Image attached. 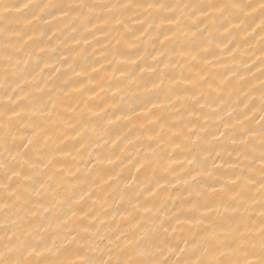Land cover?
Returning a JSON list of instances; mask_svg holds the SVG:
<instances>
[{
    "label": "bare ground",
    "instance_id": "1",
    "mask_svg": "<svg viewBox=\"0 0 264 264\" xmlns=\"http://www.w3.org/2000/svg\"><path fill=\"white\" fill-rule=\"evenodd\" d=\"M7 2L17 3L18 0H7ZM36 2H39V0H36ZM43 2L56 3L58 0H43ZM67 2L111 5L118 4L120 0H67ZM125 2L142 3L144 0H125ZM163 2L183 6L184 4L205 2L217 3L221 2V0H163ZM222 2L254 3L258 5L259 0H222ZM139 11L143 13L144 10L140 9ZM150 11L152 16H154L155 11ZM112 12L115 13L116 10L113 9ZM231 12L230 35L221 28V24L225 21H216L214 26L212 21H205L209 28L204 30V25L201 24L200 28L203 34L196 32V29L192 27L191 32L196 33L195 37L186 38L183 34H178L177 37L172 38V42H165L164 47L175 63L171 64L167 69L161 64L156 73L145 72L139 75L134 83H129L126 77L121 76L119 72L116 73L114 78L112 71L117 66H126L128 71L136 70L137 64L155 66L156 61L151 59L149 53H158L161 50V46L154 38L146 35L152 32V29L147 26L148 23L152 22V16L147 14L137 16V10L135 9L124 12V16L121 18L125 19L129 24V30L124 32L122 29L123 39H121L120 43H115L113 40L114 33L105 35L103 32L96 30L97 24L95 21L88 25L87 28L84 27L87 24L86 17L89 15L108 17L110 12L106 8H97L91 13L85 11L82 14L83 18L79 20L75 19V14L73 19L62 16H57L56 18L49 16L46 21H33L30 25L23 16L13 12L11 14L14 18L12 27H19L23 31H31L33 34L35 43L28 41L29 45H31V48L27 49L28 51L44 56V53L40 52V48H44L45 52L51 54L52 61L50 63H54L61 55L69 56V63L55 65L56 71H53L51 66L44 70L43 79L47 85L45 93H52V100L49 101L47 94L41 93L32 87L31 68L26 69L24 63L16 64L15 59H13L11 64L6 61L3 54L5 38L0 35V86L10 85L11 88H16L17 84H19L21 88L25 89V92L20 97H17L16 103H26L24 96H28L29 99L35 98L34 107L28 110L30 114L21 113L25 117L22 125V135L32 138V122H44L42 128L36 129L37 135L33 141L34 144L39 141V145L35 148L32 145L27 147L28 156L24 159L28 160L29 163L25 164L24 169L21 171L23 174L27 170L32 180L23 181V186L27 187L33 181L41 179L45 181L46 186L52 183L58 186L63 183L65 190L61 191L58 197L60 200L67 201L69 197H72L73 200H78L79 194H85V200L81 203L94 206L97 210L99 222L96 218H93L92 221H85L86 223H95L97 228L107 232L108 235H114L117 232L134 234V238L138 241L148 240L151 248V241L159 234L160 222L166 219L165 212L170 217L172 216L173 205L179 207L178 198L195 201L197 200V189L211 194V189L208 185L214 184L218 177H223L224 173L228 174L227 177H223L224 182L231 183L233 179L231 173L235 164L239 163L240 170L244 171L252 163L251 156L248 159L240 156L239 161L236 160L235 154L231 157L224 156L223 159H217L216 153L222 151V146L218 143V139L208 136L207 142H200L196 141L195 136H193L189 148L195 147L196 152L200 155L202 166L203 161L207 159V171L217 173V175L213 176H199L197 179L203 181V183L195 184L191 177L186 174L193 167L185 162L186 153L169 149L167 143H164L161 148H156L155 141L149 139L158 131L157 116L163 118L161 121L162 125L167 124L168 126L173 123H179L182 117L184 123L192 122L190 125L192 128L197 127L198 123H205V120L200 119L201 116H212V119L207 120V124L212 131H215V128L220 125V116H225V110L232 112L231 122L233 124H236L235 118L237 116L243 119L241 114L247 111L245 105L251 106L255 103L256 109L249 115L253 118L258 116L260 98L258 89L262 83L261 70L264 68V65L261 64L260 22L257 19L253 23L247 14L240 9H233ZM213 15L217 16L219 13L214 12ZM251 15L255 16L257 13L253 12ZM137 20H143L144 24L137 23ZM156 22L158 23V21ZM187 23L191 25L194 21L188 20ZM100 26L103 27V25ZM141 27L144 28L143 33L140 31ZM165 27H168V25H165ZM132 30H135V36L132 35ZM93 31L96 32L95 37L91 34ZM84 36L88 37V42L84 41ZM189 38L195 40L193 45L195 52L199 51L200 42H206V48L216 55H208L207 51L201 52L195 60H192L186 54H177L181 51V45L185 44L186 39ZM8 39L19 40V37L10 34ZM109 41L113 42L108 44ZM217 45H219V48H217ZM234 45L238 47H234ZM227 48H233L234 56L228 54ZM113 56H115L116 62L109 63V61H112ZM205 56L211 61V65L204 62L203 57ZM159 59H164V57H159ZM29 63L35 64V56ZM100 64H103L104 68H100ZM93 65L99 69L97 73L91 72V66ZM41 67H43V64H41ZM82 69L87 71L84 74H80ZM5 72L8 74L7 81H5ZM181 72L184 73L185 77H195L196 73L199 72L202 77H207L213 82V90L209 98L208 107L200 109L197 106L193 109V100H186L183 95H181L180 99H176V95H173V92L181 94L184 89L189 87L186 82L179 84L175 82ZM165 73L167 76L163 79V84H160L158 77ZM37 79H40V77L37 76ZM89 79H91V83H88ZM110 81L112 83L123 82L121 87L124 90L117 93L113 87L110 92L106 90L97 96L91 91H71L68 88V85L75 82V87L77 88H81L83 85L85 89H92L99 82L107 89ZM151 81H156L158 86L153 88ZM217 85H219L218 88L216 87ZM44 86V84H41L42 88ZM62 89H67L69 92L68 99L75 101L72 104V108H75V111L68 108L67 103L61 105L56 101L57 95L62 99L64 98ZM16 90L17 92L19 91L18 88ZM96 90L99 92L98 88ZM113 94H115V99H113ZM190 94L188 93V95ZM9 95H14V93L9 91ZM165 96L170 97V103L165 100ZM40 97H43V101L49 104V111L53 112L51 121H49L47 113L39 112L40 104L38 101ZM149 101L156 102L157 107L152 108ZM0 103H9L7 96L3 95L2 87H0ZM52 103L57 104L55 109L51 107ZM161 103L164 104L163 108L159 106ZM102 109H106V113ZM176 109H180L179 114ZM215 112H219L220 116H213ZM117 117L121 118L117 119ZM225 118L227 119V117ZM13 119L16 118L14 117ZM109 119L112 121L110 124L107 123ZM84 122L89 125L85 133L86 137L91 136L93 141L97 137H102L99 140L102 145L104 140L117 141L115 148L109 143L104 145L102 149L97 150V152L107 150L113 153L111 156L112 164H97L95 154L91 158L87 155L88 152L93 151L95 143H92L91 147L81 149L77 153L79 138L72 134L70 125L79 127ZM101 128L104 130L101 131ZM221 130L223 131V129ZM45 131H47L48 135H45ZM203 134L201 133V135ZM253 139L256 142L255 156L258 157L259 139ZM15 143L20 144V139H17ZM249 143H251V140ZM150 144L152 148H156L155 154L149 148ZM9 147L11 148V144ZM223 147H228L227 141L223 143ZM23 151L24 149L17 148L6 152L4 145L0 144V161L9 165L16 164L17 161H21V157L17 153ZM67 152H71L72 157L67 156ZM52 155L55 156L54 166L49 164ZM14 157L15 159H13ZM137 161L144 163V167L140 168L139 172L136 171V168L140 167ZM212 161H215L218 166L223 165V168L213 169ZM225 161H231L233 168H230ZM31 164L36 165V167H30ZM46 165L48 166L46 167ZM259 168L260 163L257 158L255 162L257 176L259 175ZM172 169H175V171H172ZM3 171L0 168V179L3 178ZM61 171L63 172L62 176L60 175ZM116 175L121 178L137 177L139 187L132 185V188L129 189V198L133 199V203L137 202L133 198L132 192V189H135V196L140 201L151 200L155 204L153 211L134 210L127 203V200L114 199L118 195L115 191L116 186L118 185L120 189H123L124 184L129 182L127 179L117 180L115 178ZM192 175H195V172ZM49 176H53L54 180H49ZM163 177H167V180L163 179ZM177 177L187 180L188 183H181L177 180ZM16 179L18 178H13V180ZM97 180L99 184L94 183ZM156 180L160 181V189L157 190L158 195L148 196L145 185L152 184ZM36 186L38 187L39 185L37 184ZM217 187L219 188L220 185H217ZM164 189H167V191H164ZM89 191L103 192L107 200L103 208L100 207L99 203H94L97 200L96 196H93L91 200L87 199L86 194ZM73 193L77 195L73 197ZM169 194H171V202L167 203V208L162 209L161 205L169 200ZM253 194L259 199L258 185L253 189ZM231 195L233 194L229 193V196ZM5 199L6 194L0 188V203ZM216 206H219L218 200ZM64 207H67L66 203ZM245 209H248V211H245ZM32 210L35 213L31 217L34 221V226H39L41 233L47 235L48 233L43 232V229L47 228L48 222L53 220L49 210L39 206ZM202 212L209 218L205 221L206 224L218 221L225 222L223 218L235 215L232 211L225 212L223 208H220L219 217L207 209H202ZM240 214L244 217L253 215L257 217L254 223H259L258 205L256 203L247 202L240 209ZM80 216L83 217V213ZM113 216H115V220L112 219ZM2 219L3 217L0 216V220ZM73 220L76 223L80 222L77 218H73ZM109 227L111 231H109ZM172 227L176 228V231L172 232L170 230L167 235L169 237L175 236L179 240L181 236L188 235L187 230L192 225H177L174 222ZM181 228L184 231H181ZM119 243L121 247L125 246L123 235ZM153 255L156 259L165 257L168 259L182 258L180 253H177L175 257L171 253H165L164 257L159 256L155 252ZM72 258L75 259V257ZM104 258L107 259V256Z\"/></svg>",
    "mask_w": 264,
    "mask_h": 264
},
{
    "label": "snow or ice",
    "instance_id": "2",
    "mask_svg": "<svg viewBox=\"0 0 264 264\" xmlns=\"http://www.w3.org/2000/svg\"><path fill=\"white\" fill-rule=\"evenodd\" d=\"M97 8L108 9L110 15L108 17L89 15L86 17L87 24L84 27L87 28L88 25H91L95 21L97 24L96 30L103 32L105 35L114 33L113 40L115 43H120L121 39H123L122 29L124 32L129 30V24L125 19L121 18L124 16V12L135 9L137 10V16L145 14L152 16L150 10L155 11V15L152 16V22L147 25L152 29V32L146 34L158 41L161 46V50L158 53H149L151 59L156 61L155 66L149 64L141 66L137 64L136 70L133 71L126 70V66H117L112 71L114 78L116 73L119 72L121 76L126 77L129 83H134L138 76L145 72L151 71L156 73L161 64H163L165 69L169 68L175 61L165 49V42H172V38L177 37L178 34H183L186 38L190 36L195 37L196 33L191 32V28L194 27L196 32H201L200 25L203 24L204 30H208L209 25L205 21H212L213 26L216 21H225L221 24V28L230 35L229 25L232 23L231 10L233 9H240L245 12L253 23L257 19L259 20L261 64L264 65V0H259L258 5L254 3H224L221 0V2L217 3L205 2L184 4L183 6L165 3L163 0H144L142 3H128L125 0H120L118 4L111 5L92 3L74 4L67 2V0H58L56 3H45L43 0H39V2H36V0H18L17 3H8L7 0H0V35L5 38L3 54L6 61L11 64L13 59H15L16 64L24 63L26 69L31 68L32 87L41 93H45L47 85L43 79L44 70L51 66L52 70L56 71L55 65L69 63V56L61 55L54 63H50L52 61L51 54L45 52L44 48H40V52L44 53V56L33 51H28L27 49L31 48L28 41H33V34L31 31H23L19 27H12L14 18L11 14L13 12L19 13L30 25L33 21H46V18L49 16L53 18L62 16L73 19L75 14V19L79 20L83 18L82 14L85 11L91 13ZM113 9L116 10L115 13L112 12ZM140 9L144 10L143 13L139 11ZM182 9L190 11H183ZM214 12L219 13V15L214 16ZM253 12L257 13V15L252 16L251 13ZM188 20H193L194 23L189 25L187 23ZM64 22L66 23V21ZM136 22L141 25L144 24L143 20H137ZM100 25H103V27ZM165 25H168V27H165ZM140 31L143 33L144 28L141 27ZM10 34L18 36L19 40H9ZM91 34L95 37L96 32L93 31ZM201 34L203 33L201 32ZM132 35L135 36V30H132ZM83 39L85 42H88L87 36H84ZM112 42L109 41L108 44ZM205 43L200 42L199 51L195 52V48L193 47L195 40L186 39L185 44L181 45L180 53L177 54H186L192 60H195L201 52L207 51L208 55H216L206 48ZM234 47L238 46L234 45ZM217 48H219V45H217ZM227 52L234 56L233 48H227ZM34 56L35 64L33 65L29 62ZM159 57H164V59H159ZM203 60L205 63L211 65V61L207 59V56L203 57ZM114 62H116L115 56H113L112 61H109V63ZM41 64H43V67H41ZM100 68H104V65L100 64ZM86 71V69H82L80 74H84ZM98 71L99 69L95 65L91 66L92 73H97ZM37 76L40 79H37ZM166 76L167 74L165 73L161 77H158L160 84H163V79ZM7 80L8 74L5 72V81ZM261 80L262 83L258 89L260 92L259 114L254 118L250 117L249 114L256 109L255 103L251 106L245 105L247 111L241 114L243 119L240 116L235 118L236 124L231 122L232 112L225 110V116H220L219 112H215L213 116H220L221 120L220 125L215 128V131H212L207 124V120L212 119V116H201L200 119L205 120V123H198V126L195 128L190 126L192 124L191 121L187 124L184 123L182 117L179 123H173L171 126L167 124L162 125L161 121L163 118L160 116L156 117L158 131L149 137V139L155 141L156 148H161L164 143H167L169 149L173 151L180 150L182 153H186L185 162L193 166L186 174L191 177V180L195 184L203 183L197 177L204 175L213 176L217 175V173L207 171V159L203 161L202 166L200 155L196 152L195 147L189 148L193 136H195L196 141L200 142H207L208 136L218 139V143L222 146V151L216 153L217 159H223L224 156L231 157L235 154L237 161H239L240 156H244L245 159L251 156L252 163L244 171H241L239 163H236L233 168L231 161H225L230 168H233L231 183L224 182L223 177H227L228 175L224 173L223 177H218L214 184L208 185L211 189V194L197 189V200L195 201L178 198L179 207L173 205L172 216L170 217L165 212L166 219L160 222L159 234L151 241V248L149 247L148 240L143 242L138 241L134 238V234L117 232L114 235H108L107 232L97 228L95 223H86L85 221H92L93 218H96L99 222L97 210L94 206L81 203L85 200V194H79L78 200H73L72 197H69L67 201L60 200L58 197L61 191L65 190L63 183H60L58 186L55 183L47 184L46 186L45 181L41 179L33 181L27 187L23 186V181L32 180L27 170L23 174L21 171L24 169V165L29 163L28 160L24 159L28 156L27 147L28 145H32L35 148L39 145V141H36L35 144L33 141L37 135L36 129L42 128L44 122L36 123L33 121L32 138L23 136L22 125L24 124L25 117L21 113L30 114L28 110L34 107L35 98L29 99L28 96H24L23 98L26 103H16L17 97H20L25 92V89L21 88L19 84H17L16 88H11L10 85L0 86L3 89V95L7 96L9 101L8 104L0 103V110H2L0 111V144L4 145L6 152L17 148L24 149L23 152L17 153L21 157V161H17L16 164L9 165L0 161V168L4 170L3 178L0 179V188L6 194V199L0 203V216L3 217L0 220V233H2L0 234V264H264V68L261 70ZM151 82L153 88L158 86L156 81ZM175 82L177 84L186 82L189 85L181 94L173 92V95H176V99H180L181 95H183L184 99L194 101L193 109L197 106L200 109L208 107L209 98L212 95L213 82L207 77H202L199 72L196 73L195 77H185L184 73L181 72ZM88 83H91V79L88 80ZM121 83L123 82L117 81L112 83L110 81L109 87L106 89L102 83L98 82L95 88L85 89L83 85L81 88L75 87L74 82L68 85V88L71 91H91L98 96L106 90L110 92L113 87L117 93L122 92L124 89L121 87ZM41 84L45 86L42 88ZM216 87L218 88L219 85ZM17 88L19 89L18 92ZM97 88L99 92H97ZM9 91L13 92L14 95H9ZM61 91L64 92V98L62 99L57 95L56 101L61 105L67 103L68 108L75 111V108H72V104L75 101L68 99V90L62 89ZM188 93L191 94L188 95ZM45 94L48 95L49 101H51L52 93L48 92ZM113 99H115V94H113ZM165 100L169 103L171 102L168 96H165ZM38 103L40 104L39 112L47 113L48 119L51 121L53 112L49 111V104L43 101V97L39 98ZM149 103L152 108L157 107L156 102L149 101ZM56 106V103L51 104L53 109ZM159 106L163 108L164 104L161 103ZM102 111L106 113V109H102ZM176 111L179 114L180 109H176ZM14 117L16 119H13ZM119 118L121 117H117V119ZM107 123L110 124L112 121L109 119ZM70 127L72 128V134L79 138V148L76 149L77 153L81 149L89 148L92 146V143H95V148L92 152H88L87 155L91 158L95 154L97 164L113 163L111 158L113 153L107 150L97 152V150L102 149L104 145L109 143L115 148L117 141L110 142L104 140L102 145L99 142L102 137H97L95 141H93L91 136L86 137L85 133L89 127L86 122L81 123L79 127L75 125H70ZM103 130L101 128V131ZM201 133L204 134L201 135ZM45 135H48L47 131H45ZM253 138L259 139L258 157L255 156L256 142ZM17 139H20V144L15 143ZM250 140L251 143H249ZM225 141H227L228 147H223ZM10 144L11 148L9 147ZM149 148L155 154L156 148H152L151 144ZM66 155L72 157L71 152H67ZM257 158L260 163L258 176L255 170ZM73 159L75 158L73 157ZM54 162L55 156L52 155L49 164L54 166ZM137 163L140 164V167L136 168V171L139 172L140 168L144 167V163L140 161H137ZM211 163L213 169L223 168V165L218 166L215 161ZM30 167H36V165L31 164ZM172 171H175V169H172ZM193 172H195V175H192ZM60 175H63L62 171ZM14 177L18 179L13 180ZM115 178L117 180L127 179L129 182L124 184L123 189H120L118 185L116 186L115 191L118 195L114 199L118 198L120 201L127 200V203L134 210L153 211L155 204L151 200L140 201L135 196V189H132V192L133 198L137 202L133 203V199L129 198V189L132 188V185H136L137 188L139 187L137 177L121 178L119 175H116ZM163 179L167 180V177H163ZM49 180H54V177L49 176ZM177 180L181 183H188L187 180H183L181 177H177ZM94 183L99 184V181H94ZM37 184L39 185L38 187L36 186ZM217 185H220V187L218 188ZM257 185L259 199L253 194V189ZM145 189L148 196L158 195L157 190L160 189V181L156 180L152 184L145 185ZM164 191H167V189H164ZM229 193L233 195L229 196ZM76 195V193H73V197ZM86 195L88 200L96 196L97 200L94 203H99L101 208L107 203L103 192L96 193L89 191ZM217 200L219 201L218 207L216 206ZM101 201L103 202L101 203ZM249 201L258 205V224L254 223L257 217L253 215L244 217L240 214V209ZM170 202L171 194H169V200L162 204L161 208H167V203ZM65 203L67 207H64ZM37 206L48 209L49 214L53 217V220L48 222V227L43 229V232L48 233L47 235H43L40 227L34 226V221L31 219L35 215L32 209ZM220 208H223L225 212L232 211L235 215L223 218L225 222L218 221L206 224L205 221L209 218L202 212V209L214 212L219 217ZM245 211H248V209H245ZM81 213H83V217L80 216ZM73 218L79 219L80 222L76 223ZM112 219L115 220V216ZM174 222L177 225H192L187 230L188 235L181 236L179 240L175 236L169 237L167 234L170 230L172 232L176 231V228L172 227ZM109 231H111L110 227ZM181 231H184V229L181 228ZM122 235L124 236V247H121L119 243ZM154 252L158 253L161 257H164L165 253H171L173 257L177 253H180L182 258L168 259L165 257L163 259H156L153 255ZM105 256H107V259L104 258ZM72 257H75V259Z\"/></svg>",
    "mask_w": 264,
    "mask_h": 264
}]
</instances>
